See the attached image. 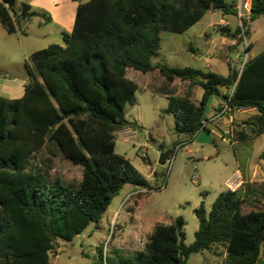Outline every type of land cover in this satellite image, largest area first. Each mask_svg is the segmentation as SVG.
Here are the masks:
<instances>
[{"label":"trees","instance_id":"trees-1","mask_svg":"<svg viewBox=\"0 0 264 264\" xmlns=\"http://www.w3.org/2000/svg\"><path fill=\"white\" fill-rule=\"evenodd\" d=\"M73 1L78 3L75 23L72 32L62 34L64 44L31 56L33 66L26 65L30 81L21 98L0 95V264H54L51 255L58 241L72 242L92 224H99L126 185L139 191L150 188L132 162L115 151L117 133L138 128L126 118L139 89L128 77L129 69L159 70L169 83L181 80L194 85L200 80L204 94L199 105L189 94L167 97L177 130L191 141L209 121L206 110L214 96L222 97V104L233 111L256 110L257 134H264V53L242 71L229 63L228 76L153 62L161 49L162 32L184 34L209 12L237 15L235 3ZM251 1L250 20L255 21L264 16V0ZM17 2L0 0V23L8 34L23 32V24L36 17L52 23L49 13L26 2L18 14ZM246 26L243 21L234 32L229 27L222 31L241 39ZM48 143L83 168L79 184L51 182L46 171L53 169L52 159H44L42 167L34 161L33 155ZM195 214L199 228L193 244L182 241V217L159 222L151 227L145 250L122 257L120 264H188L192 255L216 247L225 249L222 264H264V179L258 187L248 185L245 194L221 193L210 212L202 203ZM103 254L97 261L104 259Z\"/></svg>","mask_w":264,"mask_h":264},{"label":"rangeland","instance_id":"rangeland-1","mask_svg":"<svg viewBox=\"0 0 264 264\" xmlns=\"http://www.w3.org/2000/svg\"><path fill=\"white\" fill-rule=\"evenodd\" d=\"M241 1L246 0L229 2L239 8ZM24 2L31 4L36 11L49 13L52 23L47 24L44 18L36 17L23 24V32L13 35L8 34L0 23V95L12 99L20 98L25 83L30 81L26 65L33 66L31 56L53 44H64L62 34L72 32L78 7L73 0H18V14ZM232 16L229 19L221 11L209 12L184 34L162 32L161 49L153 59L154 64L192 67L223 76L230 73L228 63L240 70L244 61L248 63L264 53V16L255 21L241 19L239 9L237 15ZM221 20L230 21L231 27L217 24ZM243 21L247 22L244 31L248 35L237 38L240 41L235 49L229 50L232 56L227 63V42L221 40L222 36L231 35H224L222 28L229 27L234 32ZM214 22L213 29L211 23ZM205 33L211 34V40L216 38L215 46L206 43ZM230 39L226 37V41L230 42ZM235 58L237 63L233 61ZM128 77L139 89L135 103L128 106L126 118L139 127L129 133L118 132L115 151L132 162L148 180L150 188L140 192L135 186L126 185L112 200L99 224H92L72 242L58 241L51 255L54 264H108L107 259L109 264H120L122 257L131 258L145 250L151 227L159 222H175L179 217L185 222L182 241L191 245L199 228L195 210L204 203L210 212L217 197L228 191L226 181L233 173L240 169L249 174L258 166L260 185L264 179V162L261 160L264 134H257L259 113L256 110L233 111L232 122L226 118L216 119L219 122L212 123L214 142L199 144L177 130L175 117L168 111L167 97H186L189 93L190 100L201 101L204 89L200 85L195 88L194 84L189 89L187 83H179L173 87L159 70L143 73L129 69ZM223 93L228 94L227 91ZM218 99L212 97L207 105L209 120L214 113L212 105ZM174 149L171 155L174 163L170 170L171 158L164 166L160 159ZM46 158L53 162V169L46 171L51 182L56 179L66 185L81 182L83 168L67 160L53 143L33 155L39 167ZM101 251L104 259L99 262L97 257ZM225 254L223 247H216L192 255L188 264H222Z\"/></svg>","mask_w":264,"mask_h":264},{"label":"crops","instance_id":"crops-1","mask_svg":"<svg viewBox=\"0 0 264 264\" xmlns=\"http://www.w3.org/2000/svg\"><path fill=\"white\" fill-rule=\"evenodd\" d=\"M230 17H233L232 15H225V18H229L230 19ZM75 23V22H74ZM217 24H219V25H228V26H230L231 27V25H232V23L230 22V21H225V20H221L219 23H217ZM214 26H215V22L214 23H211V28H213L214 29ZM217 32H218V30H217ZM218 34H220V33H218ZM221 35V34H220ZM204 36H205V39H206V43H209V44H211L212 46H215L216 45V43H215V40H216V38H212V40H211V34H209V33H205L204 34ZM226 37H229V38H231L230 40V42L229 41H226ZM222 40L221 41H223V42H227V45H225V48H227L226 50H227V53H226V55H225V60H226V62L228 63L229 62V60H228V58H230V56H232V54L230 55L229 54V50H233L234 49V45H236V42H237V39L235 38V37H233V36H222ZM224 45V44H223ZM209 51L211 52L212 51V49L210 48L209 49ZM235 57H237V55H235ZM220 58H223L222 57V55H220ZM224 60V59H223ZM233 61L235 62L236 61V58L235 59H233ZM229 64V63H228ZM175 68V67H174ZM129 71V70H128ZM29 82H27V83H25V85H24V87H23V94H22V96L24 95V92H25V86L28 84ZM188 84L189 85V89H191V87H192V84H191V82L190 81H181V80H176L175 82H173V83H171V85L173 86V87H175L177 84ZM199 86V84L198 83H196V85H195V88H197ZM194 90V89H193ZM187 94H189V93H187ZM21 96V97H22ZM20 97V98H21ZM192 102H194L195 104H197V105H199L200 104V102L201 101H194V100H191ZM222 103H223V99L221 98V97H219V99L217 100V101H215L214 102V104L212 105V107H213V109H214V113L213 114H211L212 115V117H211V120H209L208 122H209V128L212 130V134H213V137H214V135H215V129L213 128V126H212V123L213 122H219V121H216V120H214V121H212V119L213 118H215V115H216V110L215 109H217V107L219 106V105H222ZM210 115V116H211ZM233 119H234V117L230 114V115H227L226 116V120H228L229 122H232L233 121ZM219 124V123H218ZM217 124V125H218ZM137 126L139 127V125L137 124ZM124 132H126V133H129L130 131H131V128H129V129H126V130H123ZM123 131H121V132H123ZM264 162V161H263ZM258 166H256L253 170H252V172L251 173H249V174H245V173H243L240 169L239 170H237L235 173H233L232 175H231V177H229L228 179H227V181H226V184H227V182H228V180L229 179H231L233 176H236L237 178H238V180H239V178H240V181H241V185L240 186H238V188L237 187H235L236 188V191L237 190H239V191H241L243 194H245V192H246V189H247V186L248 185H255L256 187H258L260 184H259V181H258V178H259V176H260V174H258L259 172H258ZM262 182H263V180H262ZM228 188V187H227ZM228 190H229V188H228Z\"/></svg>","mask_w":264,"mask_h":264},{"label":"built area","instance_id":"built-area-1","mask_svg":"<svg viewBox=\"0 0 264 264\" xmlns=\"http://www.w3.org/2000/svg\"><path fill=\"white\" fill-rule=\"evenodd\" d=\"M239 17L241 19L245 18V19H251V10H252V1L251 0H246V1H241L240 3V6H239ZM241 27H243V22H242V25ZM243 35L245 37V31H244V28H243ZM239 57V56H238ZM236 63L238 62L237 59L235 61ZM247 64V61H244L242 63V66H241V69L240 71H242L245 67V65ZM222 108L221 111H218L216 112V115H215V118L212 119V121L216 120V119H221V118H226L227 115H230L233 110L232 108L228 105V104H222V105H219L217 107L218 108ZM204 126L202 127V129L195 135V137L197 135H199L204 129L205 127L209 126V122L208 121H205L203 122ZM181 147V146H180ZM178 148V147H177ZM179 149V148H178ZM171 158V157H170ZM171 160V163H170V170L173 166V163H174V157L170 159ZM242 183L240 181V178L238 180V178L236 176H233L231 179L228 180L227 182V187L229 188V190L231 191H236V188H238V186H240ZM142 191V190H141ZM140 191V192H141Z\"/></svg>","mask_w":264,"mask_h":264},{"label":"water","instance_id":"water-1","mask_svg":"<svg viewBox=\"0 0 264 264\" xmlns=\"http://www.w3.org/2000/svg\"><path fill=\"white\" fill-rule=\"evenodd\" d=\"M195 141L199 144H212L214 142L212 130L210 128H205L199 135L195 137ZM172 151L164 153L160 159V164L164 166L170 159Z\"/></svg>","mask_w":264,"mask_h":264}]
</instances>
